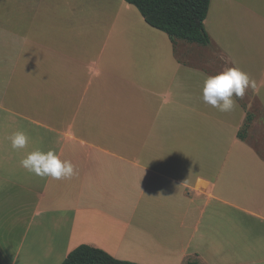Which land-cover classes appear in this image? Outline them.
<instances>
[{
  "label": "crops",
  "instance_id": "crops-1",
  "mask_svg": "<svg viewBox=\"0 0 264 264\" xmlns=\"http://www.w3.org/2000/svg\"><path fill=\"white\" fill-rule=\"evenodd\" d=\"M31 1V14L0 12L3 264L28 240L61 261L88 245L137 264H264V31H210V8L203 47L173 42L124 0ZM216 50L257 81L261 121L249 103L203 102ZM16 131L23 150L7 139ZM37 149L78 175L27 172Z\"/></svg>",
  "mask_w": 264,
  "mask_h": 264
},
{
  "label": "trees",
  "instance_id": "trees-1",
  "mask_svg": "<svg viewBox=\"0 0 264 264\" xmlns=\"http://www.w3.org/2000/svg\"><path fill=\"white\" fill-rule=\"evenodd\" d=\"M134 6L145 22L168 35L173 41H182L207 47L211 38L206 31L211 0H124ZM251 120V117H250ZM246 130V128L244 129ZM243 136V132L240 134ZM0 264L3 262L0 259ZM62 264H137L114 259L107 252L88 245L73 250ZM185 264H200L189 260Z\"/></svg>",
  "mask_w": 264,
  "mask_h": 264
},
{
  "label": "rangeland",
  "instance_id": "rangeland-1",
  "mask_svg": "<svg viewBox=\"0 0 264 264\" xmlns=\"http://www.w3.org/2000/svg\"><path fill=\"white\" fill-rule=\"evenodd\" d=\"M25 5L17 6L15 5L14 0H0V5H4L7 7H2V15L14 16L18 13H30L29 8L32 5L28 6L29 2L25 3V0H17ZM122 1V0H119ZM211 11L209 15V20L207 22V29L210 31L220 27H224L225 30L232 33L234 36L239 37L242 32H253L256 31H264V27L258 25L259 17L264 15V0H211ZM17 8L21 9L17 12ZM137 11V10H136ZM138 13V11H137ZM31 14V13H30ZM254 41V40H253ZM212 44V42H211ZM210 44V45H211ZM209 45V46H210ZM208 47V46H207ZM216 66L218 67L217 71L213 72V75H217L220 72L224 71L219 68H230L229 65L224 63V58L221 53L216 50ZM196 60V59H194ZM200 62H203L200 60ZM232 67V66H231ZM252 90L249 89L244 96L243 99H239L238 101L246 106L248 103L251 104V116L258 117L261 121L263 118L262 108L256 99L251 97ZM245 129V128H244ZM247 130V129H246ZM246 130H242L243 133ZM31 238V236H30ZM9 247H7L9 252L12 255H16L17 250L19 249V243L17 241H10ZM11 247L14 249L11 251ZM51 247L45 245H33L30 240L26 243V245L22 248V253L20 252V256L18 258V264H62L64 261L60 259H55V255H51L49 251ZM50 260H47L49 259ZM191 260H197L195 258Z\"/></svg>",
  "mask_w": 264,
  "mask_h": 264
},
{
  "label": "clouds",
  "instance_id": "clouds-1",
  "mask_svg": "<svg viewBox=\"0 0 264 264\" xmlns=\"http://www.w3.org/2000/svg\"><path fill=\"white\" fill-rule=\"evenodd\" d=\"M249 89L259 93L257 81L238 67H230L204 79L202 99L220 112H231L238 107L237 101L243 99ZM7 139L13 150L25 149L30 140L24 131H16ZM20 166L38 177L53 180H70L78 175L74 165L68 160H61L55 149L47 152L34 150L20 161Z\"/></svg>",
  "mask_w": 264,
  "mask_h": 264
}]
</instances>
